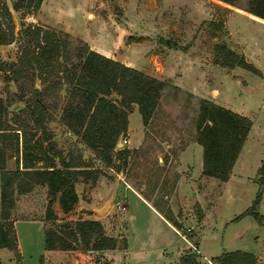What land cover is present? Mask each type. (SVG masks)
I'll use <instances>...</instances> for the list:
<instances>
[{
	"label": "rangeland",
	"instance_id": "obj_1",
	"mask_svg": "<svg viewBox=\"0 0 264 264\" xmlns=\"http://www.w3.org/2000/svg\"><path fill=\"white\" fill-rule=\"evenodd\" d=\"M5 1L15 38L0 44V68L17 59L23 41L18 35L21 19L52 28L66 40L56 59L58 70L49 73L45 82L32 78L27 69L17 80L10 78L11 70L0 69V97L8 119L22 108L19 117L25 118L27 132H33L25 106L34 96L32 89H38L46 111L44 123L62 158L91 170L87 178L78 177L75 189L79 199L67 213L60 210L53 196L54 220L45 217L46 186L34 184L29 191H14L9 216L17 252L1 247L0 264H62L63 258L44 249V230L55 227L72 241L63 223L92 219L82 218L88 215L97 217L93 219L101 222L105 234L116 238L117 245L96 252L78 241L73 250H82L85 256H79L77 264H176L180 252L185 251L197 254L199 264H216L210 260L212 256L235 249L250 252L255 264H264V184L253 209L256 216L234 219L251 205L259 179L264 180V175L257 173L264 162V19L245 10L247 0H42L38 8L24 13L13 10L10 0ZM81 42L164 82L146 124H142L136 104H130L128 128L120 137H126L121 147L129 152L125 159L113 155L108 165L62 120L68 105L78 101L71 96L65 75L79 59L76 45ZM216 42L242 54L260 73L221 64L215 55ZM200 98L251 120L226 181L201 173L202 151L195 140ZM115 99L119 101L120 96ZM35 133L34 137L39 130ZM118 148L115 145L112 152ZM5 166L14 168L13 157ZM90 174L96 177L92 179ZM126 184L163 216V211H169L179 223L176 229L180 233ZM107 197L112 205L97 212ZM118 203L126 209L117 207ZM126 246L125 252H117Z\"/></svg>",
	"mask_w": 264,
	"mask_h": 264
},
{
	"label": "trees",
	"instance_id": "obj_2",
	"mask_svg": "<svg viewBox=\"0 0 264 264\" xmlns=\"http://www.w3.org/2000/svg\"><path fill=\"white\" fill-rule=\"evenodd\" d=\"M41 1L10 0L11 8L22 13L38 8ZM224 1L232 3V0ZM245 10L264 19V0H247ZM10 13L6 1L0 0V44L10 43L15 38ZM19 24L18 35L23 41L19 45L17 59L7 68L0 69L11 70L12 80H17V76L27 69L32 78L45 82L49 73L58 70L56 59L66 40L52 28L25 23L22 19ZM214 50L221 64L260 73L253 63L225 43L216 42ZM76 53L79 59L72 64L65 79L71 84V96L78 101L75 105H68L62 120L106 165L111 163L113 155L125 159L129 152L127 148L119 147L115 154L112 151L126 130L130 104H136L141 122L146 124L156 107L164 82L90 48L85 42L76 45ZM32 90L34 96L25 106L34 129L30 133L26 130L25 118L19 117L23 109L12 113L10 121L6 104L0 97V248L5 247L13 252H17V238L9 215L14 204V191H29L34 184L46 186L48 203L45 217L54 220L57 216L50 206L53 196H56L62 212L71 210L78 200L75 183L79 176L87 178L91 170L85 164H72L62 158L51 131L44 123L46 111L39 99L41 92L36 88ZM112 93L120 96L119 101L111 97ZM195 126V140L202 151L201 173L226 181L251 120L228 107L200 98ZM35 130H39V133L34 137ZM8 151L11 155H8ZM10 157L14 159L13 169L5 166ZM257 173L264 175V162ZM90 177L94 179L96 176L90 174ZM263 184V178L259 179L251 205L234 219L245 214L256 216L253 209L261 198ZM163 212L174 227H180L169 211ZM63 224L68 227L66 233L72 237V241L66 240L57 228L47 227L43 237L44 249H74L78 241L83 248L92 250L113 249L117 245L114 236L104 233L98 219H77L73 223L65 221ZM125 245L126 241L123 242ZM210 260L216 264H255L250 252L239 249L223 250ZM176 264H199L197 254L185 251Z\"/></svg>",
	"mask_w": 264,
	"mask_h": 264
},
{
	"label": "crops",
	"instance_id": "obj_3",
	"mask_svg": "<svg viewBox=\"0 0 264 264\" xmlns=\"http://www.w3.org/2000/svg\"><path fill=\"white\" fill-rule=\"evenodd\" d=\"M107 56V55H106ZM127 128H128V123H127ZM235 164V162H234ZM234 166V165H233ZM233 169V167H232ZM126 188H128V190L132 191L140 200L141 202H143L144 204H146L148 206V208L150 210H152L159 218H161L164 222H166V224L176 233H180L176 227H174L172 225V223L167 220L158 210H156L150 203L149 201H147L140 192H138L136 189H134L133 187H131L130 185L126 184L125 186ZM113 194H116V188H114V192ZM79 199V198H78ZM119 204H123V203H119ZM110 205H112V201L110 202ZM95 206V205H93ZM126 209V207L124 208V210ZM67 213V212H66ZM82 218H97L96 216H86V217H82ZM181 235V234H180ZM127 249L126 248L122 249V250H117V252H125ZM51 255H57L60 258H63L62 260V264H77V258L79 256H85L84 251L82 250H78V249H68V250H62V249H46ZM96 252H98V250H96ZM182 254V252H180L179 256ZM178 256V258H179ZM178 261V259H177ZM177 263V262H176Z\"/></svg>",
	"mask_w": 264,
	"mask_h": 264
},
{
	"label": "water",
	"instance_id": "obj_4",
	"mask_svg": "<svg viewBox=\"0 0 264 264\" xmlns=\"http://www.w3.org/2000/svg\"><path fill=\"white\" fill-rule=\"evenodd\" d=\"M111 97H112V98H115V97H116V94L112 93V94H111ZM122 145H123V144H122L121 140L118 139V141H117V143H116V146H117V147H121ZM110 200H111V197H107V198L104 200L103 205L101 206V208H100V209H96V211L100 213V212H103V211L109 209V207H110Z\"/></svg>",
	"mask_w": 264,
	"mask_h": 264
},
{
	"label": "built area",
	"instance_id": "obj_5",
	"mask_svg": "<svg viewBox=\"0 0 264 264\" xmlns=\"http://www.w3.org/2000/svg\"><path fill=\"white\" fill-rule=\"evenodd\" d=\"M120 140H121L122 144H125V142H127L126 137H122V138H120ZM116 206L119 207L120 209H124L125 208L124 204H119L118 203Z\"/></svg>",
	"mask_w": 264,
	"mask_h": 264
}]
</instances>
